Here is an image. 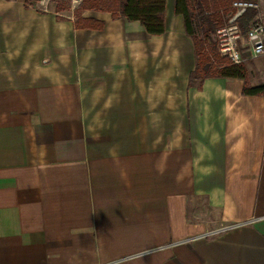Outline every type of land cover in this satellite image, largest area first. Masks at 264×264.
Returning <instances> with one entry per match:
<instances>
[{
    "label": "crops",
    "instance_id": "1",
    "mask_svg": "<svg viewBox=\"0 0 264 264\" xmlns=\"http://www.w3.org/2000/svg\"><path fill=\"white\" fill-rule=\"evenodd\" d=\"M0 0V264H264V95L188 85L193 41Z\"/></svg>",
    "mask_w": 264,
    "mask_h": 264
},
{
    "label": "trees",
    "instance_id": "2",
    "mask_svg": "<svg viewBox=\"0 0 264 264\" xmlns=\"http://www.w3.org/2000/svg\"><path fill=\"white\" fill-rule=\"evenodd\" d=\"M233 1L173 0L174 13L182 16L184 30L194 45L196 64L189 75L188 85L199 88L207 77L240 78L243 80L244 94L264 95V82L250 84L247 80L245 61L251 57L243 54L244 59L234 63L218 52L216 40L213 39L216 29L229 18ZM165 9L166 0H81L73 10V25L75 28L102 29V20L82 15L85 10H96L109 12L113 18L123 16L131 21L137 20L147 33L157 35L165 30ZM254 12L248 10L240 18L243 32Z\"/></svg>",
    "mask_w": 264,
    "mask_h": 264
},
{
    "label": "built area",
    "instance_id": "3",
    "mask_svg": "<svg viewBox=\"0 0 264 264\" xmlns=\"http://www.w3.org/2000/svg\"><path fill=\"white\" fill-rule=\"evenodd\" d=\"M227 21L215 31L218 52L234 63L250 57H264V0H235ZM255 11L245 32L240 18L248 11Z\"/></svg>",
    "mask_w": 264,
    "mask_h": 264
},
{
    "label": "rangeland",
    "instance_id": "4",
    "mask_svg": "<svg viewBox=\"0 0 264 264\" xmlns=\"http://www.w3.org/2000/svg\"><path fill=\"white\" fill-rule=\"evenodd\" d=\"M16 4V6L28 9L30 6L36 11H54L58 17H74L73 10L76 8L81 0H8ZM61 6V9L58 7ZM58 9V10H57ZM213 39L215 36L213 35ZM247 70V80L250 84H257L264 82V57H251L245 61Z\"/></svg>",
    "mask_w": 264,
    "mask_h": 264
}]
</instances>
